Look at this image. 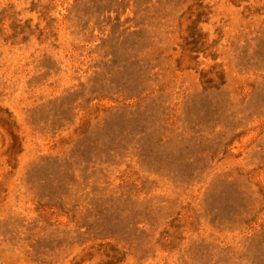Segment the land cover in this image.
I'll list each match as a JSON object with an SVG mask.
<instances>
[{
    "label": "rangeland",
    "instance_id": "1",
    "mask_svg": "<svg viewBox=\"0 0 264 264\" xmlns=\"http://www.w3.org/2000/svg\"><path fill=\"white\" fill-rule=\"evenodd\" d=\"M0 264H264V0H0Z\"/></svg>",
    "mask_w": 264,
    "mask_h": 264
}]
</instances>
